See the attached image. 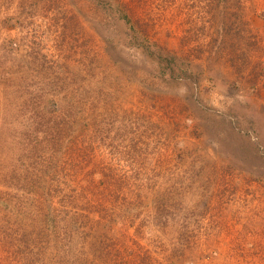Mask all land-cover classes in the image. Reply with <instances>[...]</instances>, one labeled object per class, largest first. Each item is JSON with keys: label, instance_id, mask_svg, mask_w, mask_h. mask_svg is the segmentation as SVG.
Returning <instances> with one entry per match:
<instances>
[{"label": "rangeland", "instance_id": "obj_1", "mask_svg": "<svg viewBox=\"0 0 264 264\" xmlns=\"http://www.w3.org/2000/svg\"><path fill=\"white\" fill-rule=\"evenodd\" d=\"M0 264H264V0H0Z\"/></svg>", "mask_w": 264, "mask_h": 264}]
</instances>
